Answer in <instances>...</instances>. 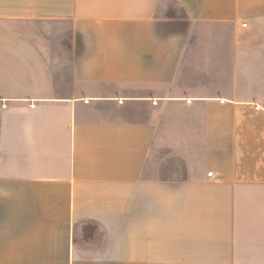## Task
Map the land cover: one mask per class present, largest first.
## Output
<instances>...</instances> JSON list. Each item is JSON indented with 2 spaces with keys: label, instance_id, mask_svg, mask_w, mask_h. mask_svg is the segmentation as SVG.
<instances>
[{
  "label": "crops",
  "instance_id": "crops-1",
  "mask_svg": "<svg viewBox=\"0 0 264 264\" xmlns=\"http://www.w3.org/2000/svg\"><path fill=\"white\" fill-rule=\"evenodd\" d=\"M0 264H264V0H0Z\"/></svg>",
  "mask_w": 264,
  "mask_h": 264
},
{
  "label": "built area",
  "instance_id": "built-area-1",
  "mask_svg": "<svg viewBox=\"0 0 264 264\" xmlns=\"http://www.w3.org/2000/svg\"><path fill=\"white\" fill-rule=\"evenodd\" d=\"M243 25H245V24H243ZM207 175H208L209 177H211V176H212V173H211V172H208Z\"/></svg>",
  "mask_w": 264,
  "mask_h": 264
}]
</instances>
